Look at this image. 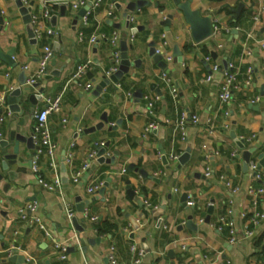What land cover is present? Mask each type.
Instances as JSON below:
<instances>
[{
    "label": "crops",
    "instance_id": "obj_1",
    "mask_svg": "<svg viewBox=\"0 0 264 264\" xmlns=\"http://www.w3.org/2000/svg\"><path fill=\"white\" fill-rule=\"evenodd\" d=\"M29 1L33 2L30 14L38 16L35 28L40 35H36L35 43L30 41L13 0H0L4 18L0 50L7 52L12 48L15 64L0 60V98L18 86L25 94L43 89L42 98L34 105L32 115L26 117L24 128L35 127L34 114L46 105L47 99L59 97L61 110L48 117L51 140L56 144L55 155L39 154L36 172L26 162L20 163L14 175L1 171L0 264H19L6 260L11 245L18 247L17 254L23 255L27 264H110L107 257L110 246L115 248L118 264H130L138 249L144 250L139 264H264V219L255 226L249 222L254 212L264 213V196L256 194L261 180L248 163L246 167L243 165L242 157L243 151L250 148L254 150L249 160L259 163L264 157V100L250 102L253 96L264 94V0H250L237 18L234 9L241 0H191V9L209 16L219 28L199 42L191 38L190 26L173 0H147L150 3L129 13L133 18L128 26L123 12L129 0L119 8L114 7V17L106 13L110 0H103L97 8L88 9L85 22L79 17L75 24L72 21L80 8L75 13L65 8L61 15L57 6L51 13L56 15L54 25L50 18L39 16L40 0ZM169 14L170 22L162 23ZM48 29L53 33L48 34ZM113 32L119 36V48L121 40L126 42L131 64L117 83L110 82L99 95H94L92 88L85 89L83 83L89 81L94 87L110 66L113 47L109 40ZM131 33L134 39L129 42ZM162 34L168 42L164 52L172 57L165 70L178 88L176 101L159 80L161 68L147 54L150 42L159 47ZM92 35L97 39L89 42ZM56 41L58 49L53 50L47 72L59 70V75L39 80L36 88L26 84V78L37 67L42 47L49 44L52 48ZM175 45L181 53L180 61L174 60ZM211 52L216 53L214 58ZM206 54H210L211 60L204 59ZM223 58H227L236 74L232 100L227 104L217 99L223 68L211 71V79L205 80L211 63L220 65ZM135 59L140 60L138 65L133 63ZM83 64H87L85 76L76 79V70ZM151 83L160 92L154 102V115L147 112L144 98L157 94L150 88ZM137 90L141 91L140 98L134 96ZM225 110L230 114L228 127L223 126ZM181 112L199 116V123L185 124L184 140L180 139L176 126ZM103 113L107 123L83 131L100 122ZM62 117L67 119L65 124L61 123ZM117 121L120 123L116 124ZM151 121L157 126L145 131ZM231 131L239 140H250L244 141L241 148ZM0 133L6 136L4 128H0ZM105 143L108 145L104 156H114V161L101 162L96 156L82 181L73 182L71 177L86 155ZM19 148L25 156L33 151L26 150L24 143ZM187 148L188 160L178 166V157L171 159L170 154L179 156ZM234 152L237 155L233 156ZM62 157L67 174L65 183L60 177ZM206 168L208 176L204 175ZM9 169L14 171L16 166ZM122 169L125 171L121 173ZM139 169L157 180L141 176ZM259 169L264 170V166ZM38 175L47 182L59 180V185L47 190L38 182ZM105 181L103 194L97 190L87 193V186L101 182V188ZM128 187L133 196L128 195ZM184 193L186 200L195 201L194 206L186 205V201L183 204L180 197ZM77 196L88 200L84 213L76 210ZM33 201L36 209L32 214L50 231L53 240L38 225L21 218L20 210ZM69 206L83 226L82 231L76 230L67 218ZM209 206H212L210 220L205 223ZM189 215L194 228L186 226ZM220 216L234 222L235 242L228 241L226 226H217ZM130 218L139 224L137 229ZM95 223L108 227L107 231H100ZM245 225L252 229L251 237L243 234ZM54 240L66 246L65 261L58 259ZM132 244L136 247L134 251L130 248Z\"/></svg>",
    "mask_w": 264,
    "mask_h": 264
},
{
    "label": "water",
    "instance_id": "obj_2",
    "mask_svg": "<svg viewBox=\"0 0 264 264\" xmlns=\"http://www.w3.org/2000/svg\"><path fill=\"white\" fill-rule=\"evenodd\" d=\"M190 1L191 0H173L174 4H176L177 8L181 11L185 22L190 26V33H191V38L199 42L205 38H207L211 34V29L213 26V23L210 19L209 16H202L198 10L191 9L190 6ZM250 0H241L238 4L237 7L234 9V14L235 17L237 18L240 13L242 12L243 8L245 5L249 4ZM15 7L18 9L19 14L22 17V21L26 25V32L28 37L30 38V41L35 43V38H36V33L34 31V24L31 21V8L33 5L32 1H29L27 5L23 4L21 0H13ZM150 3L147 0H129L125 11L123 12V16L126 18V25H129V22L127 20L129 13L133 12L145 4ZM89 4L81 7L77 14L75 15L73 19V23L75 24L77 19L81 16L84 15L85 11L87 10ZM116 7L119 8L120 4H116ZM65 12V6L61 5L60 6V14L64 15ZM171 15L169 14L162 23L168 24L170 22ZM56 20V15H52L50 17L51 23L54 25ZM4 25V18L2 16V9L0 7V30L3 28ZM113 26L118 27V24H113ZM140 26L137 28H132L131 32H135L136 29H139ZM58 44L59 41H56L52 44V49L57 50L58 49ZM149 47L147 49V54L152 58V60L156 63V65L161 68L165 69L166 67V62L163 59V55L160 52H156V47L154 45V42H150ZM127 44L124 40L120 41V64L114 73H112L109 77L103 76L101 80H99L94 87H92V94L94 95H99L102 90L110 83H117L125 73L128 72V69L130 67L131 61L128 57V51H127ZM173 56L174 60H181V53L178 51L177 46L175 45L173 47ZM212 57L214 58L216 56L215 52H211ZM0 60L6 62L9 65H15L14 60H13V49H9L7 52H2L0 50ZM139 59L133 60L134 64L139 63ZM51 64H54V60L51 61ZM227 58L222 59V63L220 64L221 67L226 68L227 66ZM59 75V70H52L51 72H46L43 76L42 79L44 80H50L52 76ZM90 76V74H88ZM24 83V80L21 81V85ZM39 82H36L32 84L31 86L33 88H36L39 86ZM150 88L154 89L157 94L160 95V92L158 88H156L155 83L150 84ZM42 88H39L38 92L39 93H28L25 94V91L21 88V86L15 87L11 89L10 91L6 92L3 94L0 98V128H4L6 131V136L2 137L0 133V180L3 177V174L1 171H6V174L9 176L11 174L14 175L15 172H17L18 169H20V163L26 162L29 166L31 165V159L35 153V150L37 148V145L34 142V131L35 128L33 126H29L28 128H24L26 124V117L31 116L32 112L34 110V105H36L37 101L42 98ZM141 91L137 90L134 92V96L137 98L141 97ZM107 118L105 113H103L100 117V122L97 124L84 128V132H89L92 131L96 128H101L105 123H107ZM120 121H117L116 124H119ZM113 128L116 127V125L111 126ZM231 136L235 139V142L242 148L243 147V140L242 139H237L235 136V133L233 131L230 132ZM20 143L25 144L26 150H33L30 153L25 154L20 151L19 145ZM11 144V145H10ZM108 144L105 143L104 146L99 147L96 150V156L98 161L101 162H113L114 161V156L110 157H105V147ZM11 146V147H10ZM10 148V149H9ZM253 148L244 150L242 153V157L244 159L243 165L246 167V164L249 160L250 153L253 151ZM162 152V160L164 163H166L167 158ZM189 156V149L187 148L186 151H184L182 154H180L177 158L178 163L180 165L184 164L188 160ZM64 157H62V161L60 163V177L61 181L63 183L67 182V174H66V166L63 162ZM16 166V169L10 170L9 166ZM264 166V157L260 158L259 160V165ZM131 167V166H130ZM139 172L141 176L143 177H150L153 178L154 180H157V178H154L152 176L147 175V173L139 169ZM103 186L99 188L96 192L98 194H103L104 192V187L107 186V181L103 182ZM127 193L129 196H133L134 192L132 189L129 187L127 188ZM187 198V194H182L180 197V200L183 201V204H185ZM75 207L78 213H84V205L88 204V200H81L80 196H77L75 198ZM139 204H142V201H139ZM212 211V206H209L207 209V215L204 218V222L208 223L210 220V214ZM131 219L132 226L134 229H137L139 224L135 222L134 220ZM72 225L75 227L76 230L82 231L83 226L79 223V219L76 215H73L70 219ZM186 226H191L192 228L196 227L195 223L191 221V216H188V221L186 223ZM133 237V234H130V238ZM98 241V238L95 239ZM67 250V249H66ZM7 261H17L19 264H27L26 259L23 255L17 254V250L14 249L13 253L9 255L6 258ZM173 264V263H171Z\"/></svg>",
    "mask_w": 264,
    "mask_h": 264
},
{
    "label": "built area",
    "instance_id": "obj_3",
    "mask_svg": "<svg viewBox=\"0 0 264 264\" xmlns=\"http://www.w3.org/2000/svg\"><path fill=\"white\" fill-rule=\"evenodd\" d=\"M21 1L25 5H27L29 3V0H21ZM40 1H41V10H40L39 16H41L43 19H49L51 16V13L55 10V8L57 6L64 5L66 9L69 8V10L72 13H75L79 8L89 4L84 15L81 16V18L85 22L86 21V15L89 13V10L97 8L102 3L103 0H40ZM127 1L128 0H110L108 3V9L106 12L107 15L110 17H114L113 10H114V7L116 6V4H125ZM37 18H38V16L31 14V21L34 24V31H35L36 35L38 34V36H39L40 32H38L37 29L35 28V23H36ZM132 18L133 17L131 15L128 16L127 20L129 23H130V21H132ZM255 18H256V16H255ZM218 30H219V28L213 24L212 29H211V33L217 32ZM47 33L52 34L53 31L51 29H48ZM78 39L79 40L82 39L81 33L79 34ZM96 39H97V36L92 35L89 38V42H94V41H96ZM133 39H134V34H132V33L129 34L128 41L131 42V41H133ZM118 40H119L118 34L116 32H113L111 37H110V40H109L110 44L113 47L112 52H111V56H110L111 63H110V66L104 72L105 77H109L112 73L117 71V69L119 67L120 49L118 47V44H119ZM166 47H168V42L165 39V35L162 34V40L159 44V47L156 48V52H160L163 55V59L167 63V62L171 61L172 57L169 53L164 52ZM52 57H53V49L51 48V46L49 44H45L42 47V50L39 54L37 67L34 70H32V72L28 75L25 83L28 85H32L36 82H39V80L42 79V76L48 71V66H49V63H50V60L52 59ZM204 59L206 61L211 60L210 54H206L204 56ZM23 68L26 69L27 66L24 65ZM220 68H223V67H221L216 62H212L211 66H210V73L205 76V80L209 81L211 79V71H216ZM86 69H87V64H83V65L78 66L76 73H75V78L76 79L83 78L85 76ZM250 71H251V68H248L249 73H250ZM222 72H223V80H222V82L219 86L218 92H217V99L219 100V102L227 104L232 100V89L235 86L236 74H235V72H233L231 70V65H229V64H227L226 68H223ZM158 77H159V80L167 86L172 98L176 101V99L178 97V88L174 84L173 80L168 75L166 70L161 69ZM83 86L85 89L90 90L93 85L91 82L85 81L83 83ZM129 95H130V93H129ZM144 98L147 101L146 102L147 112L150 115H154V102L159 99L158 94H154V96H151V97H148L145 95ZM260 99L264 100V94H262V95L257 94L255 96H253L251 98L250 102L251 103L258 102V101H260ZM60 110H61L60 98L54 97L53 99H47L46 105L43 106L42 108H40L34 114V117L36 120V124L34 127L35 128L34 142L37 145V148H36L35 153L31 159V169L35 172L38 170L37 156L39 154L45 152L49 156L55 155L56 144L51 140V136H50L51 132H50V127H49L48 117L51 113H59ZM224 116L226 119H225V122L223 123V126L228 127L229 126L228 117L230 116V114L227 110L224 111ZM168 121H169L168 119L165 120V122H168ZM188 121H190L193 124H197V123H199V116L197 114L188 115L186 112L180 113V116L178 117L177 122H176V126H177V129L179 130L181 140H184V138H185V134H186L185 124ZM66 122H67V119L65 117H62L61 123L65 124ZM206 122L210 123L209 119H207ZM156 126H157L156 122L151 121L145 127V131L149 130L150 128L156 127ZM210 129H212L211 125H210ZM249 140H250V138L243 139V141H245V142H247ZM69 155H70V153L67 154L66 160L68 159ZM232 155L234 156L237 154H236V152H234ZM177 157H178L177 154H170L171 159H176ZM94 158H96V152L95 151H91L86 155V158L83 160V163L81 164V166L74 172V174L71 177V180L73 182L77 183V182L82 181V177H83L84 172L87 170L90 161ZM247 163H248V167L255 172V176L261 180L260 186L256 189V194L259 196H264V170L259 169V167H258L259 163L257 160H248ZM123 171H125V169H122L121 173ZM209 174H210L209 169L206 168L204 175L208 176ZM38 182L47 190H53L56 186L59 185V180H55L54 182H47L40 175H38ZM226 184L229 185L228 182H226ZM100 185H101V182L87 186V188H86L87 193H89V194L94 193L96 190H98ZM186 205L194 206L195 201L192 199H187ZM35 209H36V202H34V201L33 202H27L26 205L24 206V208H22L20 210L21 218L25 219L26 221H29L31 223H35L36 225H38L39 228L43 231L44 235L47 238L52 239L50 231L41 223L40 219L37 216L32 214V212ZM73 215H75L73 208L70 206L66 207L67 218L71 219V217ZM93 219H95V218L93 217L92 220ZM262 219H264V213L256 211L251 216V218H249V222L255 226ZM199 220L202 221V218H200ZM217 226L219 228H221L222 226L227 227V229H228V241L229 242L233 243L237 240L236 228H235L234 222L231 219H229V218L227 219V218H225V216H220V217H218V225ZM243 234L247 237H251L253 234L252 229L249 228L248 225H245L243 227ZM52 242H53V247L57 252L58 259L61 261H65L66 257H67L66 246L63 243L56 242L55 240ZM130 248L133 251L136 249L134 244L130 245ZM14 249L18 250V247L11 245L7 248L8 256L12 254ZM114 249H115L114 246H110L107 250L108 251L107 257H108L110 264H118ZM143 255H144V250L138 249L136 257L132 260V262L130 264H139L141 257Z\"/></svg>",
    "mask_w": 264,
    "mask_h": 264
},
{
    "label": "trees",
    "instance_id": "obj_4",
    "mask_svg": "<svg viewBox=\"0 0 264 264\" xmlns=\"http://www.w3.org/2000/svg\"><path fill=\"white\" fill-rule=\"evenodd\" d=\"M94 226H96L97 229H99L100 231H107L108 227H103L102 225H100L99 223H95Z\"/></svg>",
    "mask_w": 264,
    "mask_h": 264
}]
</instances>
